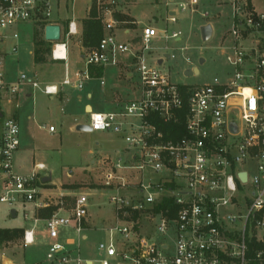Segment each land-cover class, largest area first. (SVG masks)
I'll return each instance as SVG.
<instances>
[{"label": "built area", "instance_id": "obj_1", "mask_svg": "<svg viewBox=\"0 0 264 264\" xmlns=\"http://www.w3.org/2000/svg\"><path fill=\"white\" fill-rule=\"evenodd\" d=\"M91 3L99 12L103 36L83 53V67L70 78L65 42L63 56L56 59L52 49V57L65 63L60 87L80 91L94 78L92 69L119 65L129 82L137 80L131 88L133 98L119 110L88 113L91 132L122 133L127 145L125 160L100 163L102 187L114 191L108 197L113 211L112 224L105 228L109 239L98 245L97 259L80 256L89 195L59 193L53 199L44 192L48 184L42 181L43 164H36L30 174H16L13 157L20 146V128L14 117H5L0 119V203L15 213L16 206L22 208L25 222L30 217L33 224L23 228V246L34 243L35 225L43 221L51 264H248V243L254 239L264 245V236L258 235L264 231V53L258 48L246 51L238 39L264 36V14L248 10L246 0L241 7L233 0V42L225 62L234 68V76L227 82L213 78L201 86H187L172 82L161 68L174 58L173 49L151 46L157 36L178 41L179 33L158 35L147 26L122 42L116 32L127 35L129 30L119 27L114 17L118 1ZM196 5L197 0H186L179 10L193 13ZM50 10L47 0H0V47L8 44L16 52L18 35L9 32L19 24L47 23ZM175 16L173 11L167 22L175 23ZM76 34L71 21L64 35L68 39ZM5 55L0 50V99L11 103L21 86L48 97L58 95L56 85H42L36 76L8 82ZM119 56L129 59L120 62ZM96 79L104 85L103 74ZM170 124L174 127L168 132L160 127ZM250 164L252 175L245 169ZM129 191L133 193L123 194ZM66 198L73 200L68 209ZM26 206L31 207L30 216ZM50 206H57V211L39 220L37 210ZM64 229L76 234V242H59ZM254 255L264 264V250Z\"/></svg>", "mask_w": 264, "mask_h": 264}, {"label": "rangeland", "instance_id": "obj_2", "mask_svg": "<svg viewBox=\"0 0 264 264\" xmlns=\"http://www.w3.org/2000/svg\"><path fill=\"white\" fill-rule=\"evenodd\" d=\"M50 4L51 20L49 24H59L62 28V38L57 43H51L50 59L53 61L47 65H35L32 60V32L36 24H19L12 31H16L18 40L16 42V52H11L9 45H3L0 50L5 52L4 73L5 79L14 83L20 76L31 79L36 76L37 81L42 85L56 84L64 74V67L60 61H55L52 57V49L56 44L65 42L67 49V72L72 79L75 71L83 67L81 57L86 49L80 46V33L77 32L66 39L63 34L66 20L65 17L73 16L75 20L84 16L89 5V0H47ZM124 2L125 0H119ZM130 6L126 7L128 13L135 20V23L128 17L121 15L117 19L119 27L129 30V34L123 35L121 31L116 32V37L122 42H129L137 37L142 28L150 26L161 34L167 32V36L172 32L179 33V40L171 39L165 41L157 36L151 43L152 47L172 48L171 54L174 58L165 61L162 70L169 75L172 82L182 81L187 86H201L210 83L213 78L222 82H227L234 76V68L225 62L226 50L231 47L233 38L231 30L235 25L234 10L235 5L240 6L245 0H197L195 11L190 12L187 8L184 12L179 10V5L186 0H128ZM57 2L59 5H57ZM91 4V3H90ZM248 5V4H247ZM72 6V15H71ZM90 6V5H89ZM248 10L254 9L259 14H264V0H252ZM124 10V8H123ZM176 13V22H167L170 12ZM88 13V12H87ZM116 12L115 14H118ZM114 14V15H115ZM61 15V16H60ZM205 18H204V17ZM115 17V16H114ZM45 25V26H46ZM206 25L211 27V36L207 40L202 39V29ZM44 26V27H45ZM43 27V29H44ZM239 46L246 51L258 48L264 53V36L246 34L240 37ZM129 56H119L118 60L125 61ZM202 61V63L200 62ZM197 69V75L185 77V71L193 72ZM119 69L115 67H105L103 71L104 87L100 86L99 79H91L83 85L82 90L72 87L65 88L67 101L61 102L58 97L50 99L42 94L38 89L29 86H21L19 89V99L22 104L21 113L26 117L31 110L34 116L30 120L31 127H35V134L22 132L23 147L28 155L34 154L35 161L44 162L47 168L52 171V182L55 186H46L53 199H57L60 190L55 187L59 182H63L60 187L61 193L70 197L72 195L88 194L90 204L88 207V217L86 219L84 240L79 242L80 256L82 258L95 260L98 258V245L105 243L109 239V234L105 230L112 224L113 211L108 204V197L114 194L111 188L102 187L101 162L103 160L116 162L118 159L125 160L126 143L124 134H114L112 132H81L77 131L79 125H87L89 115L83 106H91L92 112H114L122 105L133 98L124 96L117 105L111 104V91L115 96V101L120 97L119 91L123 94L131 92V88L137 83L136 79L129 82L124 76L118 79ZM29 93L30 99L23 97ZM91 95L90 98L86 94ZM6 110L10 107L5 103ZM31 117V116H30ZM53 132L49 131V128ZM27 158V156H26ZM94 162V163H92ZM245 169L249 175L253 173V165L250 164ZM70 176L69 179H65ZM102 187V188H101ZM87 188V189H85ZM53 189V190H52ZM133 192H124L129 195ZM73 204L72 198H66L64 205L68 209ZM17 215L13 218L10 209L0 203V228L11 229L22 227L29 222L33 224L30 217L27 222L22 218L23 209L15 207ZM25 211L31 212V207L26 206ZM35 239L32 245L23 246L22 242L15 241L5 244L0 249V264L4 258L12 260L16 264H50L48 262V246L50 242L45 239L44 223L35 225ZM150 229L148 228V231ZM259 237L264 236V231L258 233ZM71 239L76 242L77 236L73 232L61 234L59 242L64 239ZM25 249V250H24ZM25 260V262H23ZM6 262V261H5Z\"/></svg>", "mask_w": 264, "mask_h": 264}, {"label": "trees", "instance_id": "obj_3", "mask_svg": "<svg viewBox=\"0 0 264 264\" xmlns=\"http://www.w3.org/2000/svg\"><path fill=\"white\" fill-rule=\"evenodd\" d=\"M248 5L251 6L252 0H246ZM121 15L115 14V18L119 19ZM48 23H37L33 27L32 32V60L35 65H47L52 63L50 59L51 46L50 42H47L43 38V27ZM64 34V31H63ZM103 36V24L97 7L90 4L86 18L80 21V46L83 49L96 47ZM103 69H92L91 75L94 78L102 76ZM161 129L166 132L173 129V125H160ZM57 211V206H50L48 208L39 209L36 212V217L39 220H45L49 218L53 213ZM24 229L22 227H14L11 229H1L0 228V249L8 243L15 241L22 242ZM257 250H264V245L261 243L251 240L248 243L247 258L248 264H262L256 259L254 253Z\"/></svg>", "mask_w": 264, "mask_h": 264}, {"label": "crops", "instance_id": "obj_4", "mask_svg": "<svg viewBox=\"0 0 264 264\" xmlns=\"http://www.w3.org/2000/svg\"><path fill=\"white\" fill-rule=\"evenodd\" d=\"M118 1V6L115 10V13L116 12H119L120 15H123V16H126L128 18H130L134 23H135V20L130 16V14L128 13V9L126 10V7L130 6L131 2L128 1V0H125L124 2H120L119 0ZM71 3H73V0H71ZM89 5L91 3V0L88 1ZM57 5H59V3L57 2ZM87 7L86 11H85V15L84 16H81V17H78L76 18L75 20L73 19V16H69V17H65L64 19L66 20V23H65V28H64V32L66 31L67 29V26H68V23H70L71 21H73L75 23V26H76V30L77 32L80 33V21L84 18H86L87 16V12L89 10V6ZM124 8V10H123ZM71 15H72V6H71ZM172 12H170L169 14H171ZM61 16V15H60ZM115 16V15H114ZM52 17V16H51ZM51 20V18H50ZM55 25H59V24H55ZM60 26V25H59ZM60 29L62 31V28L60 26ZM71 37V36H70ZM82 59V57H81ZM122 62V61H121ZM63 64H65L64 62H62ZM117 69H119V73H121V75L119 74L118 75V79H120L121 76H124V73H125V69H124V66L123 65H119L118 67H116ZM64 72H65V67H64ZM64 76V74H63ZM125 77V76H124ZM63 79V77H62ZM61 79V80H62ZM57 82L56 84H52V85H56L58 88H59V93L58 95H56L55 97H58V99L63 102V101H67L66 99V96H65V88H69V87H60V82ZM100 84V83H99ZM101 86V85H100ZM104 87V85L102 86ZM111 91V104L113 103L114 105H117L119 102H121L124 98V96H131L134 94H132V89H131V92L129 93H125V95H122L123 92L122 91H119L120 93V97L118 98V101L116 100L115 101V96L113 94V91ZM86 97L87 98H90L91 95L89 93L86 94ZM25 100H29L30 99V95L29 93H27L24 97H23ZM50 99H53V97H49ZM5 103V99H0V119L1 118H5V117H14L18 124H19V128H20V146H19V149L18 151L14 154V157H13V168H14V172L18 175H27V174H30L32 172V170L34 169V166L36 164H43L45 166V171L41 173V176L43 179H46V178H50V181L47 183L48 186H55V184L52 182V171H50L47 166L44 164V162H41V161H35L34 159V154L32 153V155H28L27 154V151H25L24 149H22L23 147V137H22V132L23 133H27L29 134L30 132H32L33 134H35L34 130H35V127H31V124L30 123V120L32 119V117L34 116V111L31 110L30 112V115L28 114L26 117L21 113V108H22V104L20 103V99H19V95H17V97L14 98V100L11 102V103H7L10 107L8 108V110H6V107H4V105H6ZM85 112L89 113V112H92V109H91V106L88 105V104H84L83 106ZM31 116V117H30ZM27 156V158H26ZM94 163V162H92ZM70 176H66L65 179H69ZM63 182H59L58 186H56L55 188L60 190L59 193H61V191H63V188H58L60 187V185L62 184ZM45 190L47 191H50L47 187H44ZM87 189V188H85ZM53 190V189H52ZM47 191H44L46 193H48ZM64 195H66L65 193H63ZM63 214V213H62ZM17 214L15 213V216ZM12 217V216H11ZM43 223V221H40ZM36 230V229H35ZM70 232L69 230H61V234H66ZM35 234H36V231H34V239H35ZM46 239V238H45ZM47 240V239H46ZM25 250V249H24ZM5 260H3V264H16L15 262H13L12 260H8L6 258H4ZM48 260V259H47ZM6 261V262H5ZM25 262V260L23 261ZM48 262L50 263V261L48 260ZM51 264V263H50Z\"/></svg>", "mask_w": 264, "mask_h": 264}, {"label": "water", "instance_id": "obj_5", "mask_svg": "<svg viewBox=\"0 0 264 264\" xmlns=\"http://www.w3.org/2000/svg\"><path fill=\"white\" fill-rule=\"evenodd\" d=\"M202 39L205 41L207 39H209V37L211 36V27L209 25H206L205 27H203L202 29ZM43 38L45 41L50 42V43H57L59 42L60 38H61V29L59 25H55V24H49L46 25L44 27V31H43ZM168 58V57H167ZM202 63V61H200ZM161 63V61H159V64ZM198 71L197 69H194L193 72L191 71H185L184 72V76L188 77L191 76L192 74L197 75ZM177 84H182V81L178 80ZM230 129L235 132V128L231 125ZM77 131H81V132H91V129L88 125H79L76 127ZM244 174L240 175V178H244ZM43 183H48L50 181V178H46L42 180ZM10 215L14 218L15 217V211L11 210L10 211Z\"/></svg>", "mask_w": 264, "mask_h": 264}, {"label": "bare ground", "instance_id": "obj_6", "mask_svg": "<svg viewBox=\"0 0 264 264\" xmlns=\"http://www.w3.org/2000/svg\"><path fill=\"white\" fill-rule=\"evenodd\" d=\"M64 53V47L61 44H56L54 46V56L56 59L63 56Z\"/></svg>", "mask_w": 264, "mask_h": 264}]
</instances>
